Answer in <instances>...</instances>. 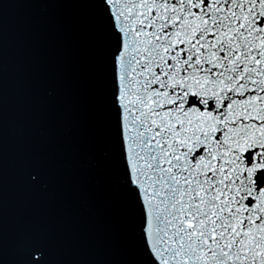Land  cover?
Listing matches in <instances>:
<instances>
[{
    "label": "snow or ice",
    "instance_id": "snow-or-ice-1",
    "mask_svg": "<svg viewBox=\"0 0 264 264\" xmlns=\"http://www.w3.org/2000/svg\"><path fill=\"white\" fill-rule=\"evenodd\" d=\"M86 2L132 264H264V0ZM23 264H51L42 237Z\"/></svg>",
    "mask_w": 264,
    "mask_h": 264
},
{
    "label": "water",
    "instance_id": "water-1",
    "mask_svg": "<svg viewBox=\"0 0 264 264\" xmlns=\"http://www.w3.org/2000/svg\"><path fill=\"white\" fill-rule=\"evenodd\" d=\"M0 219L7 264L36 236L51 264H132L101 159L93 11L86 0H0ZM42 167L47 188L27 182Z\"/></svg>",
    "mask_w": 264,
    "mask_h": 264
}]
</instances>
